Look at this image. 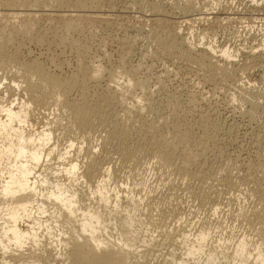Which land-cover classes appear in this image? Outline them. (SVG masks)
Wrapping results in <instances>:
<instances>
[{
	"label": "bare ground",
	"instance_id": "bare-ground-1",
	"mask_svg": "<svg viewBox=\"0 0 264 264\" xmlns=\"http://www.w3.org/2000/svg\"><path fill=\"white\" fill-rule=\"evenodd\" d=\"M96 1L0 0V264H264V133L250 135L255 158L236 155L237 167L220 149L210 114L193 97L184 101L185 109L167 95L162 111V99L148 81L134 77L142 59L126 63L138 38L130 30L118 41L126 50L120 48L117 66H89L76 36L83 25L77 20L90 16L86 3ZM141 4L134 0L125 8L138 6L139 17L150 13L146 18L160 60L197 67L198 83L208 85L212 95L218 85L232 87L235 98L249 105L245 114L255 117L263 104L259 97L252 100L240 75L255 65L264 68L261 45L246 51L243 63L235 62L228 47L191 41L163 1ZM257 7L252 5L251 13L264 10ZM42 18L51 19L49 26H39ZM48 33L75 52L76 72L57 73L65 64L58 57L49 58L50 67L42 54L22 56L24 42L41 45ZM104 76L107 89L120 99L92 96L90 80ZM156 77L159 85L164 82L162 74ZM128 97L130 106L114 105ZM52 107L56 115L33 128L32 114ZM151 172L167 184L161 186V178L155 185ZM181 189L192 193L196 210L179 195ZM235 192L247 194L251 206L239 201L234 206L243 195ZM226 193H231L226 215L236 224L223 217ZM168 236L172 240L166 243Z\"/></svg>",
	"mask_w": 264,
	"mask_h": 264
},
{
	"label": "rangeland",
	"instance_id": "rangeland-1",
	"mask_svg": "<svg viewBox=\"0 0 264 264\" xmlns=\"http://www.w3.org/2000/svg\"><path fill=\"white\" fill-rule=\"evenodd\" d=\"M133 1L132 0H99V1L97 0L96 1V3L98 2L97 4L96 3L91 4L89 2L91 4L89 5V3H86L87 6H85V8L86 10L89 9L88 12L91 14L90 15L91 17L90 16H86V18L81 17L80 18L81 20L79 19L80 21L77 20L79 24L81 23L84 26L79 25L80 28L78 29V31L79 32L81 31V32L80 33L78 32L79 34L77 33L78 35H76L82 40V45L85 50L84 60L88 63L89 66H93V64L95 65L101 64L103 67L110 68L111 66H115L116 64H119L120 53H122L123 50H126L125 46L120 47L121 44L119 43L121 42V38H122L121 35H123L124 31L130 30L129 31L130 34L132 35L136 34L138 38L136 39L135 44H133L134 51L132 50L131 52L132 54L129 53V55H127L126 63L128 65L129 63L135 64L137 62H140L142 59L141 64L143 66H141L138 69L134 77H142L148 81L150 88L154 91V93H156V97L157 98L159 97L158 100L162 99L160 101L161 103L160 109L162 111L164 108H165L164 111L167 110L166 109L168 106L167 102H166L167 106L164 107L166 105L165 104L166 100L164 99L166 98L167 95L174 96V98H176L179 103L180 102L182 103V108L184 107L185 109L189 107L187 104L188 102L187 101L184 102V101L188 100V98L190 97H193L196 100V104L199 107L201 106L203 110L205 109V111L210 114L211 122L215 123V126L217 128V135L220 134L219 136H221V137L218 136L219 140L221 139L219 143V147L221 146L220 149H222V151H224L225 153L227 152L226 154H228L230 158L232 157L231 159H233L234 164L237 167H239V162L236 161V155L241 156L240 158H242L243 155L247 159L248 157L255 158L254 155H255L256 150H255V147H253L254 146L253 139H251L252 136L250 135H252V133L254 132L256 134H260V132L261 134L264 133V111H263L264 110L263 108L264 107V94H263L264 93V68L258 67L259 65H255L257 67L252 66V68L250 67L251 70L249 68L248 72L246 71L247 73L245 72L240 75V81H241L240 84H242L244 88L249 89L248 90L249 92L251 91L250 97H252V100H256L257 97H259L257 100H259L260 104H263V105H260L258 112L256 111L257 114L256 113L254 114L255 117L253 116L251 118L250 116H248V114H245L247 113L245 110L248 109L249 105L245 104V101L243 102V99H237L240 97L235 98V95L233 94L235 93V91H233L232 87L227 88V86H223L225 87V89H222V85H218L217 90L215 91L216 93L214 92L212 95L211 93H208L209 91L208 85H202L201 81H200L201 83H198V80H197L198 78L196 74L197 70H195V68L197 67L194 68L188 65L186 66L179 62L172 63L171 60H167L165 58L163 59L164 62L163 60H160L157 57V55L154 53L155 51L154 43L155 42L153 41L152 34L150 32V29L152 28L153 25L151 23H148L150 21H148V19L146 18V17L151 18L152 16L150 15L149 12L147 13L145 12L144 17H139V15H141L140 13H138L140 10L138 9V6L135 8V5L132 9H129L128 11L125 7L130 5ZM148 1L149 0L147 1L138 0V3L139 4L142 3L141 7H144V6L146 7V5L148 4ZM161 1H163V4L165 3L164 8H166V10L169 12L168 16L171 15V18H173L175 21L178 22L177 26L179 25L178 27H180L184 32H187L188 34L187 36L190 38L191 41H195V42L201 41V43L210 44L214 46L216 49H221L222 47H228L231 49L232 53L235 52L233 53L236 57L235 62L238 61V63H243V61L246 60L244 56V53L246 51H249L251 49H257L259 45L261 46L257 49V52L264 53L262 52L264 51V10L261 11V13L260 11H253V13H251L252 11H250V9H252V5H255V4L258 7H260V5L261 7H263L264 0H182V1L181 0H161ZM257 1L261 3H257ZM185 8H187L188 10ZM126 10L129 12L130 15L127 14L128 12ZM131 10H132V13L130 12ZM43 19L46 21H44ZM86 19L88 21H86ZM39 21H38L39 26L41 25V27L42 26L45 27L49 24L51 19L49 21V18H42V19H39ZM138 24L139 25L141 24L143 27L141 25L139 26ZM149 24L151 26H149ZM130 27H133V28L131 29ZM81 29L83 30V32ZM139 33H141V35H139ZM52 34L53 33L49 34V38H48V35L45 34L47 37H45V41H44L45 43L41 44L42 46L36 45L35 43L24 42L25 47L23 46V48H21L22 56H24V54L25 56L26 54L27 55L30 54V56L35 55V54L36 56L38 54H39L38 56H40L42 54L41 59L42 61L44 60V63H47L49 61V58L52 56L56 58L58 57L59 60H64L65 64L61 69L56 70L57 73H60L61 75L62 74L69 75V74H72L73 72H76L78 69L76 66H79V64L77 65L76 63L77 56H75L76 55L75 52L73 53V51L69 47L64 48L65 46L63 47V45L61 44L58 45L59 41H57L56 39L54 40L55 36L54 35H53L54 37L50 36ZM50 37H52V39ZM102 41H104L106 45ZM120 48L123 50H121ZM143 54H145V56H143ZM128 56H131V57H128ZM158 60H160V62ZM49 63L50 62H48L46 65L49 66ZM163 64H164V67H163ZM50 67H51V63H50ZM165 67L169 68V70L166 69ZM160 72H163V73H160ZM164 73H166L169 77H167L166 74L163 75ZM197 73H201V72H199L198 70ZM158 74L159 75L162 74L163 76L162 81H164V82H161L160 85L158 84L159 82H157L158 79L156 80L157 78L156 76ZM104 77L99 80H92V79L90 80L91 86L89 88V91L92 94V96L96 98L98 101H101L102 98L107 96V95L105 96L104 94L109 93V96L112 100L120 99L121 96L118 93H115L112 90L107 89V86H106L107 80H106V77L105 78ZM196 80H197V83H196ZM162 83H165V85L163 84L164 86H161ZM158 85L161 87V89L160 87H158ZM203 95L206 96V99H204V97L202 98ZM74 96L76 95L74 94ZM162 101H163V104H162ZM132 102L133 100L128 97V98H124L122 102L118 104H114V105L117 108L127 107V106H130ZM54 109L55 107H52L50 110H42L41 113L37 111L34 114H32L31 123L33 125V128H41L43 125L48 123L49 121L48 117L52 118L54 117V115H56V111ZM260 110L262 112H260ZM45 111L47 112L45 113ZM187 119L189 123L191 121L192 124H195L193 117H190ZM218 128H220V132ZM257 131H259V133H257ZM62 142L64 143L65 141L63 140ZM97 147L99 149H97ZM97 147H96L97 150H101L100 146H97ZM239 153L242 155H240ZM245 153H247L248 156L247 155L245 156ZM261 160L262 162H264V156L261 157ZM216 165H219V164L215 163L214 166ZM150 175L149 177H150L151 182H153L154 184L157 182L155 185L158 184L160 186V184H162L161 186L164 187V185L167 184V182L165 183L166 180L163 179V176H161V178H162V182L164 181L165 184L164 183L159 184V182L161 181V178H158L157 175H155L153 172H151ZM134 188H135V185H134ZM137 188H139V186L136 187L135 189L137 190ZM185 191L184 189L179 190V193L183 192L182 195L179 194L178 191L177 193L180 196L185 198L183 199L186 202H188L190 209L196 210V208L193 207L195 206V204H197V202H195L194 200L195 198L190 196L192 195V193L191 192L189 193L188 192L189 190H185ZM134 192L139 193V191L138 192L134 191ZM236 193L237 192H235V195H237L239 192L237 194ZM230 194L231 193H226L224 197L226 200H224V202L226 201L228 203L227 198L230 197ZM238 195H241V196L239 197L238 200L236 199H235L236 201L233 200V202H235L233 204L234 206H238L239 203H242L244 205L251 200L247 198L246 196L247 194L245 193H239ZM245 196L248 200L247 199L245 200ZM231 197L234 199L235 198L234 194H232ZM123 201H124V206L128 207L127 200L124 198ZM226 204H223V208L225 207L224 211L230 209L229 204L227 205ZM250 204H251L250 202L248 203V205L246 204L247 205L246 207H248ZM130 205H131V202H130ZM226 213L227 211L223 213V217H227V218L233 217L232 215L230 216V214L227 216ZM220 216H222V214H220ZM227 218H226V222L236 224V222L234 221L235 218L234 220L233 218L232 220L229 218V220H231L232 222L229 221ZM113 233L115 232L113 231ZM168 237L169 238L166 240V243L172 240L170 236ZM138 244L141 245L142 242ZM139 249H142V248H139ZM162 251L166 253L167 249L163 248L161 252ZM160 258L161 256L158 257L159 260ZM158 259L156 261H159Z\"/></svg>",
	"mask_w": 264,
	"mask_h": 264
}]
</instances>
